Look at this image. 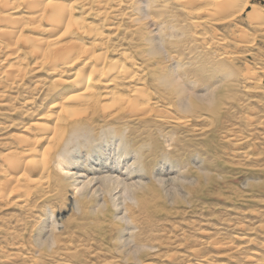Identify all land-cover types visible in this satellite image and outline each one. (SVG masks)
Masks as SVG:
<instances>
[{"label": "rangeland", "instance_id": "rangeland-1", "mask_svg": "<svg viewBox=\"0 0 264 264\" xmlns=\"http://www.w3.org/2000/svg\"><path fill=\"white\" fill-rule=\"evenodd\" d=\"M254 8L264 16V0H248L229 25L204 21L196 27L177 6L158 1L153 11L159 14L151 20L130 21L133 12L127 8L122 17L102 25L104 33L113 34L109 26L121 19L112 42L133 54L136 46L145 48L149 37L164 42L166 53L142 60L152 62L151 71L175 72L187 82L186 93L193 94L190 101L200 117L171 122L160 118L162 108L157 106L143 121L126 117L113 123L127 127L123 129L130 140L127 149H139L143 160V173L126 168L133 154L121 158L116 168L128 184L145 182L132 188L130 200L117 197L111 203L106 197L102 210L91 201L78 211L72 205L74 188L66 185L62 193L51 194L35 207L0 202V264H129L133 243L141 242L151 247L143 264L264 263V74L257 73L259 80L244 74L258 62L264 66V29L250 21L252 16L247 19ZM241 40H251V46L241 47ZM223 50L234 54L232 60L221 58ZM8 58L5 61L12 56ZM2 59L0 53V64ZM226 66L233 73L227 75ZM51 76L45 69H35L18 89L5 88L0 80V152L11 134L21 133V125L36 118L28 117L32 109L24 99L42 98L39 90ZM40 78L46 84L33 89ZM48 96L44 106L51 103ZM209 97L215 98L214 107L206 104ZM43 108L36 114L47 109ZM177 113L174 108L168 111L169 116ZM99 119L93 124L104 118ZM115 152L111 150V155ZM75 155L76 171L82 174L77 177L79 185L98 175L97 163L87 161L84 149ZM201 170L211 175L206 177ZM158 173L167 180L165 189L155 182ZM174 188L178 197L172 202ZM50 236L58 246L52 253L42 247Z\"/></svg>", "mask_w": 264, "mask_h": 264}, {"label": "bare ground", "instance_id": "bare-ground-1", "mask_svg": "<svg viewBox=\"0 0 264 264\" xmlns=\"http://www.w3.org/2000/svg\"><path fill=\"white\" fill-rule=\"evenodd\" d=\"M158 1L177 6L197 27L204 21L229 25L239 17L248 0H0V53L3 57L0 80L5 82V88L18 89L24 84L26 74L35 69H45L52 75L47 84L40 83L43 78L35 80L33 89L46 84L39 90L42 98H31V101L25 98L24 104L32 109L28 117L36 118L23 123L21 133L11 134V141L4 144L0 152L1 203L7 205L13 201L23 207H35L51 194L62 193L64 186L69 185L74 188L71 198L76 210L87 207L85 204L91 201L102 210L107 203L106 197L111 203L117 197L130 200L132 188L145 185L143 181L128 184L115 173L121 158L128 155L134 157L126 165L129 171L143 173L144 165L139 149L133 152L127 149L130 140L123 130L127 127L113 123L126 117L143 121L156 111L157 106L162 108L158 109L162 112L161 119L185 123L190 119L188 117L197 116L196 106L190 101L193 94L188 95L187 82L175 72L151 71L152 62L147 64L142 60L148 61L150 55L160 53L153 48V44L158 43L153 38L147 39L145 48L136 46L133 54L127 47L122 49L121 44L112 42L121 19L112 22L115 26H109L113 34L104 33L102 25L109 18L122 17L127 8L133 12L130 21L138 24L146 15V20H151L153 15L159 14L153 11ZM255 10L248 12L247 16H250L246 17L252 16L250 21L264 29V16L260 10ZM241 41V47L251 46V40ZM219 54L229 60L234 56L224 50ZM10 56L12 59L5 61ZM258 64L254 68L251 66V71L247 67L244 74L259 80L257 73L264 74V66ZM225 72L227 75L233 73L232 67L226 66ZM145 74L153 77L147 78ZM177 80L181 82L177 83ZM46 96L51 101L48 106H44ZM56 96L58 100L55 101ZM206 102L210 107L212 101L207 98ZM40 106L47 109L36 114ZM173 108L179 116L168 115ZM99 118L104 119L93 124ZM81 149L85 150L87 161L97 163L98 175L86 182L81 180L79 185L77 177L82 174L76 171L78 159L75 154ZM111 150L116 151L114 155ZM107 161H110L108 165ZM91 165L94 168L95 165ZM104 168L106 170H102ZM160 174L154 179L162 190L166 188L167 180ZM62 181L67 182L62 184ZM180 181L184 183L182 178ZM92 182L94 184L90 186ZM175 191L171 194L176 195ZM177 197L171 201H176ZM48 238L42 242L46 250Z\"/></svg>", "mask_w": 264, "mask_h": 264}, {"label": "clouds", "instance_id": "clouds-1", "mask_svg": "<svg viewBox=\"0 0 264 264\" xmlns=\"http://www.w3.org/2000/svg\"><path fill=\"white\" fill-rule=\"evenodd\" d=\"M148 17L147 15L144 17V20H146ZM153 48L155 49V51L157 52H162V53H166L167 49L164 46V42H158V43H154L153 44ZM180 80H177V83H180ZM209 100L212 101L211 106L214 107L215 106V98L214 97H209ZM202 171V175L204 176H210L211 173H208L206 170H201ZM57 247V241L50 236L48 238V242H47V251L49 253H52L55 251ZM151 252V247L149 244H145L143 242L136 244L133 243L132 245V250L129 252V264H143V257L147 254H149Z\"/></svg>", "mask_w": 264, "mask_h": 264}]
</instances>
